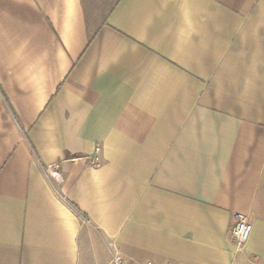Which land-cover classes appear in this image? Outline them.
<instances>
[{"label":"crops","instance_id":"1","mask_svg":"<svg viewBox=\"0 0 264 264\" xmlns=\"http://www.w3.org/2000/svg\"><path fill=\"white\" fill-rule=\"evenodd\" d=\"M114 251L264 264V0H0V264Z\"/></svg>","mask_w":264,"mask_h":264},{"label":"built area","instance_id":"2","mask_svg":"<svg viewBox=\"0 0 264 264\" xmlns=\"http://www.w3.org/2000/svg\"><path fill=\"white\" fill-rule=\"evenodd\" d=\"M95 164H98V158H94ZM93 161V162H94ZM49 174L54 176L57 175L56 167H49L48 168ZM235 223L231 230L232 240L237 248L242 247L248 240L250 233L252 231V225L250 224L248 217L243 214H237L235 216ZM109 264H128V262L120 255L119 252L114 251L111 255ZM145 264H153L152 262L148 261Z\"/></svg>","mask_w":264,"mask_h":264},{"label":"trees","instance_id":"3","mask_svg":"<svg viewBox=\"0 0 264 264\" xmlns=\"http://www.w3.org/2000/svg\"><path fill=\"white\" fill-rule=\"evenodd\" d=\"M70 206L83 218L86 219V215L84 213H82L74 204L70 203Z\"/></svg>","mask_w":264,"mask_h":264}]
</instances>
